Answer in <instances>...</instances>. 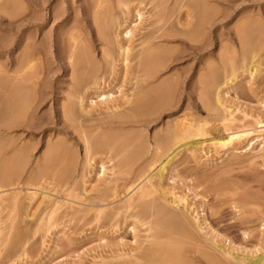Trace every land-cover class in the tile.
Returning a JSON list of instances; mask_svg holds the SVG:
<instances>
[{"label":"rangeland","instance_id":"rangeland-1","mask_svg":"<svg viewBox=\"0 0 264 264\" xmlns=\"http://www.w3.org/2000/svg\"><path fill=\"white\" fill-rule=\"evenodd\" d=\"M7 1L0 0V148H5L6 143L10 141H12L13 144L11 142L9 143L10 148H7V151H3L4 154H1L0 161H7L8 158L11 159L14 157V152L16 153L18 148L30 150L26 151L24 155L25 160L23 159V163L25 165L23 164L24 168L22 167V169L20 167L23 172L22 174L20 173V177H12L13 180L10 177H4V179L0 178V181H3L0 182V264H153V262H147L148 258L146 254L144 255L146 248H148L149 245L151 246V240L153 241V238H151L153 232H149L150 229L148 226L150 225L147 224L150 218L148 220L146 219L147 221L144 220L146 224L143 220L144 223L141 224V215L139 214L140 216L137 217L139 212H137L138 210L136 211V208L135 211L137 215L131 212L134 208L125 210V215L123 214V210H121L122 212L120 211L121 213L117 216L115 214L117 211L113 213L112 210L114 209L110 210L108 208L103 212L104 215L100 213V217L96 215L98 214L97 212L94 214L95 210H93V212L91 211L92 213L90 215L89 213H79L75 217V212H72L75 210L74 208H79L80 205L78 206L77 202L71 203L70 201L64 202L63 204V201L66 200H63L64 198L62 197L64 195H62L61 190L66 191L64 187L66 186L67 188L68 185L67 192L74 193V199L78 195L77 197L79 199L77 200L76 198V201L84 202L89 196L90 198H96V196L98 198L100 193L98 192L99 190H102L100 193L101 196L109 187L111 188V185L117 183L122 186H120L122 188H120L122 196L120 195L118 200H120L121 203L123 202L122 204H125L126 200H123V198L126 197L127 194H130L128 191H123L126 189V186H129V184L126 185L125 182L128 183L131 179V182L137 185V182L141 179L148 175L150 178L152 175L150 181L156 184L160 177L159 170L161 166L159 164H161L163 160H169L171 157L172 160L170 165H168L169 167H167L162 176V184H164L165 187L163 190L167 189L165 192H168L166 200H168L170 204L172 203L174 208L177 207L178 210L184 209V211H181L189 216V218H192V220L193 218L195 220L197 218V222L199 219L200 226L203 228V231L202 228L200 230L202 237H204L203 235L205 232L209 233V231L210 233L208 235L205 234L206 236L209 237L211 234L215 237L216 235L215 241L207 240L210 243L213 241L215 242V245L211 243L213 247L221 243V241L217 240V236L219 235L220 239L219 237L218 239L222 240L221 245H224V248H227V250H232L231 252H233L234 255H238V257L245 258L246 260H254L256 257L264 256V127H260V125L257 124L260 118L264 119V0H226L224 2H217L216 0H203L204 2L201 0H144L143 5L141 3L143 0H139L142 12H144L142 21L139 18H132V20L134 19L133 24L136 23L137 25L136 32L138 34L133 37L132 43L127 42L126 37H124L126 39L122 38L124 41L121 42V35L118 37L120 32V26L118 25H121V23L125 25L121 27L122 31V29L126 27V24L128 26V23H130V21H128V23L125 21L126 18L124 17H126V14L123 16L121 12L123 6L120 4L118 8L117 3H120L118 2L120 0H108V2L112 1L111 5L110 2L108 4L106 0ZM100 1L102 6L105 5L100 9L105 11L108 8V12L102 17L104 19L100 18V22H98L99 20L97 21V17L94 16L95 14L93 15V11L96 10H94L95 7L93 4H95V2L98 4ZM139 1L132 0L134 5H137V2L140 4ZM103 2H106L112 10H110L107 4H103ZM198 2L202 4L200 5ZM203 3L204 6H202ZM90 5H93V9L90 8ZM120 8L121 10H119ZM201 8L207 11H204L206 15L201 13ZM87 11H90L88 12V14L90 13L89 15ZM192 11L194 13H192ZM186 13L188 14L186 15ZM199 13H201V16ZM215 13L218 14L216 15ZM84 14H87V16H84ZM160 15L164 16V20L162 18L163 21L161 24H149L150 27L147 25L148 21L150 23L151 20L155 21L157 18H161ZM123 18L125 20H123ZM180 19L184 22L185 26L182 25L183 22L180 21ZM112 20L113 22L111 23ZM159 26L161 27L160 33L174 34L177 38L169 42L161 39L159 41L155 40L154 42L156 43L157 41L160 44L157 45L158 48H164V50L171 49L173 57H175H170L168 65L165 66L166 68L160 69L161 71L158 73L159 77L153 81L150 80L149 82L151 84L149 83L148 85L146 81H143V83L141 82V79L145 77H142V75H145V73L143 74V69H139L142 67L140 60L143 57L139 55L137 58L138 55L136 56V54H138V51L140 54L144 45L146 48L151 46V44L147 46L145 43L149 38L147 37V39L144 35L146 33L150 34L151 30L155 32ZM134 27L135 26H133V28ZM188 32H191V35L194 36V38L192 37L191 39L192 41L188 39L187 34L183 36ZM239 32H241V34H239ZM201 39H203V41ZM244 39L245 42H243ZM186 41H188V44L185 43ZM125 43L130 44L133 50V52L132 50L130 51L129 58L131 59H129L128 65L122 62V57L120 56V45ZM189 43L191 45L195 44L196 46H206V48H204V50L202 49L200 54H196L193 53L194 50L191 49ZM71 44L73 46H69ZM254 47L256 48L254 49ZM71 48L74 51L76 50L75 53L78 55V60L75 58L73 61L68 57ZM37 49H40V52L38 51L37 53ZM173 51H175V53ZM33 53L35 55H33ZM81 53L83 54L81 55ZM38 55L41 57L39 60L35 58V56ZM223 56L225 59H223ZM32 57L35 58V60L33 58L31 61V63L33 62V66L30 62H27V60L30 61ZM60 57H62V59ZM60 59L62 61H60ZM69 61L72 63L77 62L74 68L70 66L71 64ZM162 61L164 62L165 60L163 59ZM251 61H254V63H257L260 67V72L258 71L257 74L254 73L252 76L247 70L248 66L253 63ZM137 62H139V66ZM28 65L31 69H28ZM65 67H67V71ZM139 71L142 72L140 73ZM208 73L210 76L213 75V78L215 76V78L213 80L211 76L208 79L210 85L207 84L209 87L206 85L207 89H205L206 86L201 84L203 81L200 80L203 75H207ZM231 74L235 77V80L232 85H229V78H232ZM202 80H204V78ZM210 81L213 82V85H211ZM95 82H97L96 85ZM145 83L146 86L144 87ZM176 83H178V85ZM159 85L160 87H158ZM147 87H151L148 90H150V92L153 90V92L150 93ZM94 88L97 89L95 90ZM157 88L158 90H156ZM160 88L165 89H162L164 92L161 91ZM90 91L95 94L91 96L85 95L86 92V94H88ZM78 92H80V95ZM102 92L107 93L106 95L113 93V96H110V98L107 99L108 101H105L103 96H99ZM159 92H161L160 95L162 97L159 96ZM140 93L144 95L141 94L140 97ZM77 94L85 100L80 102L81 98ZM217 94H221L225 102L222 107H227L228 109L231 107L229 112L231 110L234 111H231L234 114L228 116H230V119H234L232 117H235L236 120H233L235 123H226L227 121L224 118L228 117V109L225 108V110H227L223 113L222 107H219L221 104L217 102ZM206 95H208V97ZM147 97H153L154 101ZM147 99L150 100V102ZM128 100H131V102L129 103ZM139 100H141V102ZM68 102L69 104H67ZM206 102L208 103L206 104ZM124 103L126 104L125 106L123 105ZM150 103L152 105L149 109ZM209 103L211 105H208ZM136 104L140 107L141 116L138 115L137 118H134L136 120L135 122H131V124L128 123L130 125L126 123L127 125L124 124L120 129V125H115L118 127L117 128L105 123L107 121L117 120L121 111L125 114L131 113L132 110L136 108ZM126 106H129L128 110ZM85 108H87V111ZM22 109H25V111ZM79 109L81 110L79 111ZM82 109L86 111L84 114L85 117L82 116ZM141 111H143L142 113L144 114H142ZM182 113H187V120L190 119L189 121H192L194 124L199 122L198 124L202 123V125H205L204 128L207 129L206 132L208 135L185 139V141L182 140V143L181 141L178 142L181 144L173 141L174 143L172 142L173 144L167 147L168 150L163 146L165 150L161 149L162 147L159 145L160 141L156 140V138L160 139V137L163 138L164 134L167 135L166 133L169 131V128H173V125L170 127L169 124H174L176 120L181 118L178 116L181 115L183 117L185 114ZM190 113L193 116L190 115ZM223 114H226V116H223ZM217 115L222 118L224 117V120L222 121V118H219L220 120L217 119ZM17 116L19 117L18 120ZM9 118L10 120L16 118L19 123L16 126H19L17 128L15 126L6 135L2 129H4L8 124L7 122L10 121ZM205 118L207 119L206 122H204ZM58 119H60L61 123L59 122L57 124V122H53V120L58 121ZM16 120L11 122H17ZM27 120L31 121V123L34 122L31 124L32 129H29L30 127L25 125L29 123ZM138 120L141 121V124L137 122ZM195 120L198 121L195 122ZM100 123H103V126L102 124L100 126ZM4 124L5 126H3ZM243 127L255 129L254 134L243 139L233 140L227 144L220 142V140L227 141L232 132L240 130ZM97 128L100 129L97 130ZM108 129L110 131H108ZM86 131L89 132H87L88 135L85 133ZM98 132L101 134V137L98 136ZM96 133L98 135H96ZM3 134L6 137H4ZM122 134L129 135L132 139L130 141H123L124 143L122 141L117 142L113 140L114 137L117 138L118 136H122ZM106 135L109 139H107ZM157 135L161 136L158 137ZM92 136L97 144L94 139H91L90 155L88 154L91 158H88L85 149L87 141H90V138H93ZM109 136L113 137H111L112 140ZM84 137H87L88 140ZM99 137L101 139H99ZM164 138L166 137L164 136ZM134 139L136 142L132 144ZM138 139H141V142ZM143 139H145V141ZM217 140L221 144H217ZM93 143L97 146L94 147ZM120 143H122V145L118 146ZM144 144L146 145L143 146ZM53 145L58 146L55 151H53V148L56 146L53 147ZM187 145L188 147H186ZM141 146L144 147V154H142L144 156L139 153L141 152L140 149L137 151V148ZM129 149H131V151H129ZM93 150L95 151L94 153ZM117 151L119 153H117ZM55 152L57 153L55 154ZM136 153L139 157L138 159H136ZM50 154L57 160L56 162H52L50 164L51 166L49 165V169L51 170L48 173L49 177H37V172L35 174V171L40 170L44 166V158ZM156 154H159V156ZM3 155H5V158ZM54 155H56V158ZM91 155L95 156L92 157ZM128 155L129 158L127 159L126 157ZM87 158L90 159L89 162L86 160ZM154 159L158 160L156 164V160L154 161ZM120 161H123L124 165L123 162L120 163ZM5 162L0 163L4 164ZM101 163L104 164V169H102ZM150 163L152 167H150ZM2 166L3 165L0 167L1 169L4 168V166ZM144 168L146 172H142ZM64 170L65 172H63ZM137 171L140 173L138 174ZM146 173L147 175H145ZM54 175L55 177H53ZM140 175L143 178H140ZM135 176H138L140 180H137V178L133 181ZM113 178L115 180L117 179L116 182H113L115 181ZM8 179L12 180L10 181L11 183H9ZM126 179H128V181ZM136 185L134 184V186ZM164 187L162 186V188ZM14 188L17 190L16 192ZM70 188H72V190L74 189L73 192ZM40 190L43 191V194L33 196L35 191L39 192ZM46 191L48 192L46 193ZM75 192L77 194H75ZM132 193H134V191H132ZM136 193L134 194L135 197L138 196ZM173 193L174 195L176 194V197H184L187 202L185 203L186 206L184 203L176 201V197L173 196ZM158 194L160 195V192L154 194L155 197ZM13 195H17L18 199L16 196L14 198ZM80 197H82V199H80ZM52 199L55 201H52ZM121 199L123 201H121ZM9 200L12 201L10 202L11 204ZM58 200H63L62 204L59 203V208H57L58 213L53 216L54 219L52 218V220H49L48 216L52 211L51 207H56L57 202H59ZM16 202L18 203L17 206L15 205ZM52 202H54L53 205L51 204ZM120 202L117 203L120 204ZM69 203L72 204V206L69 205ZM138 208L140 207H137V209ZM105 212H107V214ZM109 212L110 215L108 218ZM128 213L135 215L138 219H132L130 217L131 215ZM94 215L98 217V220H95L97 218ZM72 216H74L76 220ZM128 217L131 220L128 219ZM128 220L129 222L127 223ZM137 221L138 225L136 224ZM133 222H135V224H133ZM201 222L207 223L204 224ZM198 223L199 222H197V224ZM202 224L206 226H202ZM12 226L13 228H11ZM133 227L136 229L134 230ZM204 228L206 231H204ZM5 236L6 239L4 238ZM213 236H210L209 239H211V237L214 239ZM205 237L204 240L208 239ZM145 240L146 242H144ZM148 241L149 243H147ZM191 244H187L190 246L186 247L189 253L186 252L185 255L182 254L184 257H182V259L178 258L177 260L183 262L185 258L187 261L185 262L186 264L188 262V264H216L215 262L213 263L211 259H208L211 254L216 252L213 248L207 249L212 245L204 248L203 244H201L202 246ZM145 246L147 247L145 248ZM196 246L199 247L198 251H196ZM206 254L210 256L206 258ZM141 255L142 257L139 258ZM234 260L236 261V258L232 259V256L228 257L229 262L232 261L233 263ZM158 263L163 264V262ZM165 264L173 263L167 262Z\"/></svg>","mask_w":264,"mask_h":264},{"label":"bare ground","instance_id":"bare-ground-1","mask_svg":"<svg viewBox=\"0 0 264 264\" xmlns=\"http://www.w3.org/2000/svg\"><path fill=\"white\" fill-rule=\"evenodd\" d=\"M7 1V0H6ZM107 2H108V0H106ZM139 1V0H138ZM149 1V0H148ZM153 1V0H152ZM158 1V0H157ZM162 1V0H161ZM201 1H203V0H201ZM217 2H224V1H226V0H216ZM229 1V0H228ZM7 2H9V1H7ZM6 2V3H7ZM82 2V1H81ZM92 2V1H91ZM94 2V1H93ZM110 2V1H109ZM109 2H108V4H109ZM112 2V1H111ZM111 2H110V5H111ZM118 2H120V3H117L118 4V8H119V5L121 4L122 6H123V9L121 10V8L119 9V10H121V12H122V14H123V16H124V14H126V17H124V18H126V20L123 18V20H125L127 23H128V21H130V23H128V26H127V24H126V27H124V29H122V31H121V27H123V26H125V25H123L122 23H121V25H118V26H120V32H119V34H118V37L121 35V42L122 41H124L122 38H124V37H126L127 38V42H129V43H132L133 42V37H135V36H137L138 34H137V25H136V23H134L133 24V20H132V18H139L141 21H142V18H143V12H142V9H141V3H142V5H143V2H144V0L143 1H141V3H140V1H139V3L140 4H138V2L136 3L137 5H134L133 4V2H132V0H131V2H130V0L128 1V0H120V1H118ZM151 2V1H150ZM194 2V1H193ZM204 2V1H203ZM205 2H207V1H205ZM88 3V2H87ZM135 3V2H134ZM153 3V2H152ZM167 3V2H166ZM191 3V2H190ZM199 3V2H198ZM14 4V3H13ZM95 4H96V6H95ZM95 4H93L94 5V10L95 11H93V15L94 16H96L97 18V21L100 19V18H102L104 15H106V13L108 12V8L107 7H105V8H107L105 11L104 10H102V9H100V8H102V7H104V6H102L101 5V1L97 4L96 2H95ZM103 4H107L106 2L104 3L103 2ZM107 4V5H108ZM200 5L202 4L201 2L199 3ZM1 5V4H0ZM4 5V4H3ZM92 5V6H93ZM113 5V4H112ZM193 5V4H192ZM214 5V4H213ZM91 6V5H90ZM90 7L91 9H93V7ZM109 6V5H108ZM163 6V5H162ZM167 6V5H166ZM170 6V5H169ZM186 6V5H185ZM202 6H204V3H203V5ZM2 7V6H1ZM110 7V6H109ZM114 7V6H113ZM117 7V6H116ZM125 7V8H124ZM153 7V6H152ZM171 7V6H170ZM191 7V6H190ZM144 8V7H143ZM158 8V7H157ZM164 8V7H163ZM186 8H188V7H186ZM195 8H197V7H195ZM206 8V7H205ZM204 8V9H205ZM210 8V7H209ZM218 8V7H217ZM8 9V8H7ZM91 9H88V10H91ZM104 9V8H103ZM162 9V8H161ZM192 9H194V8H192ZM202 9V8H201ZM110 10H112L111 9V7H110ZM154 10V9H153ZM163 10V9H162ZM218 10V9H217ZM193 11H195V10H193ZM192 11V13H194ZM199 11V10H198ZM201 11V10H200ZM203 11V12H202ZM202 11H201V13L202 14H205V12H207V11H205V10H203L202 9ZM205 11V12H204ZM209 11V10H208ZM4 12V11H3ZM88 12H90V11H87V14H88ZM121 12H120V14H121ZM181 12V11H180ZM179 12V13H180ZM183 12V11H182ZM187 12V11H186ZM196 12V11H195ZM5 13V12H4ZM178 13V12H177ZM201 13H199L200 14V16H201ZM11 14V13H10ZM13 14H15V13H13ZM87 14H84V16L86 15L87 16ZM90 14V13H89ZM88 14V15H89ZM97 14H98V16H97ZM119 14V15H120ZM121 14V15H122ZM160 14V13H159ZM170 14V13H169ZM188 13H186V15H187ZM197 14V13H196ZM216 14V13H215ZM218 14V13H217ZM216 14V15H217ZM93 15H92V17H93ZM107 15H109V14H107ZM118 15V16H119ZM206 15V14H205ZM208 15V14H207ZM110 16V15H109ZM117 16V17H118ZM161 16V15H160ZM170 16H171V14H170ZM219 16V15H218ZM251 16H252V14H251ZM11 17V16H10ZM91 17V18H92ZM106 17V16H105ZM112 17V16H111ZM158 17V16H157ZM167 17H168V15H167ZM189 17V16H188ZM208 17V16H207ZM215 17V16H214ZM107 18H108V16H107ZM162 18H163V20H164V16L162 15L161 16V18H157V20H155V21H150V23H149V21H148V26L150 27V25L149 24H151V25H154L155 23H159V24H161V22L163 21L162 20ZM170 18V17H169ZM183 18V17H182ZM186 18V17H185ZM203 18V17H202ZM201 18V19H202ZM256 18V17H255ZM96 19H95V21H96ZM102 19H104V18H102ZM106 19V18H105ZM110 19V18H109ZM118 19V18H117ZM177 20V19H176ZM206 20V19H205ZM94 21V22H95ZM118 21V20H117ZM146 21V22H147ZM167 21V20H166ZM180 21H182L181 19H180ZM210 21V20H209ZM15 22V21H14ZM87 22H89V21H87ZM98 22H100V20L98 21ZM98 22H97V24H98ZM102 22V21H101ZM113 22V20L111 21V23ZM120 22H121V20H120ZM124 22V21H123ZM183 22V21H182ZM188 22V21H187ZM196 22V21H195ZM245 22V21H244ZM249 22V21H248ZM117 23V22H116ZM178 23H181V22H178ZM101 24V23H100ZM158 24V25H159ZM182 24V23H181ZM180 24V25H181ZM194 24V23H193ZM199 24V23H198ZM207 24V23H206ZM107 25H109V24H107ZM111 25V24H110ZM146 25V26H147ZM157 25V26H158ZM163 25H164V23H163ZM179 25V24H178ZM182 25H184L185 26V24H184V22H183V24ZM241 25V24H240ZM239 25V26H240ZM112 26V25H111ZM117 26V27H118ZM133 26H135L134 28H133ZM156 26V25H155ZM154 26V27H155ZM162 26V25H161ZM176 26V25H175ZM174 26V27H175ZM201 26V25H200ZM203 26H204V24H203ZM242 26V25H241ZM240 26V27H241ZM248 26V25H247ZM100 27V26H99ZM114 27H115V25H114ZM160 27V26H159ZM158 27V28H159ZM189 27H191V26H189ZM188 27V28H189ZM97 28V27H96ZM104 28V27H103ZM139 28V27H138ZM146 28V27H145ZM152 28V27H151ZM156 29V31L155 32H153L152 30V32L150 31V34L149 33H144L145 35V37L147 38H149V40L148 41H145V43L147 44V46L149 45V44H151V46H148L147 48L145 47V45H144V47H143V49L140 51V54H139V51H138V54H136V56H137V58L139 57V55L140 56H142L143 58L140 60L141 61V66L142 67H138L140 70H142L143 71V74L145 73V75H142V77L143 76H145L144 77V79H141L142 81V83H143V81L145 82L146 81V83H148V85H149V81L150 80H154V79H156V78H158L159 76V71H161L166 65H168V61H169V59H170V57H172V58H174L173 57V54H172V50L170 49H165L164 50V48H158V46L157 45H160L157 41H159L160 39L161 40H165V41H172V40H175L174 38H177V36L176 35H172V34H166V33H160V30H161V27L159 28V29ZM192 28V27H191ZM195 28V27H194ZM193 28V29H194ZM238 28V27H237ZM253 28V27H252ZM264 28V27H263ZM105 29V28H104ZM141 29V28H140ZM247 29V28H246ZM254 29V28H253ZM114 30H115V28H114ZM192 30V29H191ZM190 30V31H191ZM103 31V30H102ZM107 31V30H106ZM144 31V30H143ZM148 31V30H147ZM164 31H165V29H164ZM171 31V30H170ZM175 31V30H174ZM185 31V30H184ZM202 31V30H201ZM248 31V30H247ZM247 31H246V33H247ZM255 31V30H254ZM70 32V31H69ZM98 32H100V31H98ZM166 32V31H165ZM183 32V31H182ZM194 32V31H193ZM236 32H238V31H236ZM242 32V31H241ZM241 32H239V34H241ZM100 33H102V32H100ZM202 33V32H201ZM108 34V33H107ZM148 34V35H147ZM182 34V33H181ZM186 34H187V37H188V39H192V37L194 38V36L193 35H191V32H188V33H185V35H183V36H186ZM238 34V33H237ZM259 34V33H258ZM103 35V34H102ZM264 35V34H263ZM263 35H261V36H263ZM239 36V35H238ZM241 36V35H240ZM239 36V37H240ZM255 36V35H254ZM261 36H260V38H261ZM63 37V36H62ZM75 37V36H74ZM73 37V38H74ZM142 37V36H141ZM179 37V36H178ZM200 37V36H199ZM242 37V36H241ZM244 37H245V35H244ZM249 37V36H248ZM259 37V36H258ZM70 38V37H69ZM126 38H124V39H126ZM143 38V37H142ZM141 38V39H142ZM147 38V39H148ZM185 38V37H184ZM222 38V37H221ZM74 39H76V38H74ZM106 39V38H105ZM240 39H242V38H240ZM255 39V38H254ZM155 40H157L156 41V43L154 42ZM187 40V39H186ZM202 41H203V39H201ZM256 40V39H255ZM261 40V39H260ZM74 41V40H73ZM77 41V40H76ZM107 41V40H106ZM143 41V40H142ZM141 41V42H142ZM192 41V40H191ZM195 41V40H194ZM220 41V40H219ZM223 41V40H222ZM251 41H252V38H251ZM188 41H186L185 43L186 44H188L187 43ZM240 42V41H239ZM243 42H245V39H244V41ZM242 42V43H243ZM258 42H259V40H258ZM72 43V42H71ZM76 43V42H75ZM144 43V44H145ZM77 44V43H76ZM163 44H165V43H163ZM223 44V43H222ZM252 44H253V41H252ZM257 44V43H256ZM73 45H74V42H73ZM72 44L71 45H69V46H73ZM141 45H143V44H141ZM189 45H190V47H191V49L192 50H194V52L193 53H196V54H200L201 52V50L203 49L204 50V48H206V46L205 47H203V46H196L195 44H193V45H191L190 43H189ZM255 45V44H254ZM259 45V44H258ZM75 46V45H74ZM160 47V46H159ZM165 47V46H164ZM170 47V46H169ZM245 47V46H244ZM251 47V46H250ZM63 48V47H62ZM72 48H74V47H72ZM71 48V50L69 51V58H71L73 61L75 60V58H76V60H78V55H76V53H75V51L73 50ZM256 47H254V49H255ZM77 49V48H76ZM163 49V50H162ZM259 49V48H258ZM257 49V50H258ZM42 50V49H41ZM66 50V49H65ZM81 50V49H80ZM80 50H79V53H80ZM132 50V47L130 46V44H127V43H125V44H121L120 45V56L122 57V62H124V63H128V61H130L129 59H131V58H129V55H130V51ZM180 50V49H179ZM191 50V51H192ZM242 50V49H241ZM261 50V49H260ZM38 51L40 52V49L38 50L37 49V53H38ZM83 51V50H82ZM81 51V52H82ZM86 51V50H85ZM253 51V50H252ZM132 52H133V50H132ZM174 53H175V51H173ZM63 53H64V51H63ZM86 53V52H85ZM258 53V52H257ZM65 54V53H64ZM67 54V53H66ZM78 54V53H77ZM83 53H81V55H82ZM132 54V53H131ZM256 54V53H255ZM33 55H35L34 53H33ZM89 55V54H88ZM39 56V55H38ZM35 56V58H37V60H39V59H41V57L39 56ZM80 56V55H79ZM248 56V55H247ZM31 57V56H30ZM63 57V56H62ZM62 57H60L61 59H62ZM111 57V56H110ZM242 57V56H241ZM245 57V56H244ZM33 58L34 57H32L31 58V60L30 61H28L27 60V62H30L31 63V61L33 60ZM35 58H34V60H35ZM66 58H67V56H66ZM81 58V57H80ZM141 58V57H140ZM60 59V61H62ZM82 59V58H81ZM160 59H164L165 61L163 62L162 60H160ZM223 59H225L224 58V56H223ZM251 59V58H250ZM59 60V59H58ZM25 61V60H24ZM63 61H64V59H63ZM139 61V62H140ZM161 61V62H160ZM233 61H235V60H233ZM243 61V60H242ZM255 61V60H254ZM254 61H251V62H253L250 66H248V72L251 74V76L252 75H254V73L255 74H257V72L260 70L259 68V65L257 64V63H254ZM257 61V60H256ZM26 62V63H27ZM70 62V61H69ZM82 62V61H81ZM139 62H137L138 63V66L140 65L139 64ZM25 63V62H24ZM75 63H77V62H75ZM75 63L73 62H70V66H72L73 68H74V66H75ZM211 63V62H210ZM209 63V64H210ZM260 63V62H259ZM29 64V63H28ZM32 64V66H33V62L31 63ZM31 64H30V67H31ZM40 64V63H39ZM63 64V63H62ZM128 65V64H127ZM152 65V66H151ZM211 65V64H210ZM25 66V65H24ZM69 66V67H70ZM212 66V65H211ZM232 66V65H231ZM8 67V66H7ZM23 67V66H22ZM29 67V65H28V69H31ZM64 67V66H63ZM71 67V68H72ZM169 67H170V65H169ZM142 68V69H141ZM162 68V69H161ZM166 68V67H165ZM164 68V69H165ZM235 68V67H234ZM21 69V68H20ZM65 69H66V71H67V67H65ZM161 69V70H160ZM42 70V69H41ZM72 70H74V69H72ZM211 70V69H210ZM225 70H226V68H225ZM14 71V70H13ZM36 71V70H35ZM141 71V72H142ZM220 71V70H219ZM140 72V71H139ZM140 72V73H141ZM231 72H232V70H231ZM237 72V71H236ZM235 72V73H236ZM260 72V71H259ZM139 73V74H140ZM214 73V72H213ZM212 73V74H213ZM235 73H234V75H235ZM23 74V73H22ZM39 74V73H38ZM215 74H217V73H215ZM233 74V73H232ZM232 74H231V79L229 78V85L231 84L232 85V83H233V81L235 80V77H233L232 76ZM4 75H5V73H4ZM209 75V76H208ZM219 75H221V74H219ZM218 75V76H219ZM22 76V75H21ZM32 76H33V74H32ZM138 76V75H137ZM205 76H206V78H205ZM212 76V78H213V75H211ZM210 76V74L208 73L207 75H203V77H202V79L204 78V80H200V81H203V82H201V84H204L205 86L207 85V84H209L208 83V79L211 77ZM217 76V78L219 79V77ZM40 77V76H39ZM20 78V77H19ZM36 78H37V76H36ZM98 78V77H97ZM140 78V77H139ZM214 78H215V76H214ZM214 78H213V80H214ZM216 78V79H217ZM2 79V78H1ZM3 79H4V77H3ZM23 79V78H22ZM14 80V79H13ZM24 80V79H23ZM140 80V79H139ZM17 81V80H16ZM25 81V80H24ZM28 81V80H27ZM96 81V80H95ZM137 81V80H136ZM169 81V80H168ZM172 81V80H171ZM5 82V81H4ZM8 82V81H7ZM26 82V81H25ZM36 82V81H35ZM138 82V81H137ZM136 82V83H137ZM140 82V81H139ZM140 82V83H141ZM162 82V81H161ZM170 82V81H169ZM211 82V81H210ZM17 83V82H16ZM15 83V84H16ZM20 83V82H19ZM96 83L97 82H95V85H96ZM146 83L144 84V87L146 86ZM213 82H211V85H213L212 84ZM215 83V82H214ZM223 83V82H222ZM5 84H6V82H5ZM15 84H13V85H15ZM24 84V83H23ZM33 84V83H32ZM139 84V83H138ZM151 84V83H150ZM168 84V83H167ZM177 85H178V83H176ZM19 85V84H18ZM40 85V84H39ZM163 85V84H162ZM171 85V84H170ZM169 85V86H170ZM210 85V84H209ZM218 85V84H217ZM6 86V85H5ZM22 86V85H21ZM20 86V87H21ZM90 86H92V85H90ZM138 86V85H137ZM142 86V85H141ZM154 86V85H153ZM164 86V85H163ZM208 86V85H207ZM207 86H206V88L205 89H207ZM31 87V86H30ZM158 87H160V85L158 86ZM209 87V86H208ZM215 87V86H214ZM220 87V86H219ZM17 88V87H16ZM36 88V87H35ZM80 88V87H79ZM91 88V87H90ZM138 88V87H137ZM151 88V87H150ZM150 88H148L147 87V90L148 89H150ZM165 88V87H164ZM226 88V87H225ZM6 89V88H5ZM18 89V88H17ZM20 89V88H19ZM95 89V88H94ZM97 89V88H96ZM95 89V90H96ZM144 89V88H143ZM163 89V88H162ZM161 88H160V90L161 91H163V90H165V89H163L162 90ZM210 89H211V87H210ZM209 89V90H210ZM27 90V89H26ZM90 90H92V89H90ZM136 90V89H135ZM147 90H145V91H147ZM152 90V89H151ZM156 90H158V88L156 89ZM159 90V91H160ZM21 91V90H20ZM79 91V90H78ZM140 91H142V90H140ZM144 91V92H145ZM149 92H150V90H148ZM206 91H208V90H206ZM10 92V91H9ZM76 92V91H75ZM148 92V93H149ZM152 92H153V90H152ZM152 92H150V93H152ZM164 92V91H163ZM226 92V91H225ZM14 93H16V92H14ZM17 93H18V91H17ZM29 93V92H28ZM27 93V94H28ZM80 92H78V94H79ZM81 93H83V92H81ZM87 93V92H86ZM85 93V95H92V94H95L94 92H89L88 94H86ZM97 93H98V91H97ZM136 93H137V91H136ZM143 93V92H142ZM142 93H140V97H141V94ZM147 93V94H148ZM160 93L161 92H159V96L160 97H162L161 95H160ZM20 94V93H19ZM26 94V93H25ZM77 94V95H78ZM99 94V93H98ZM107 93H101L99 96H103V99H105V101L108 99V98H110V96H113V93H111V94H108V95H106ZM138 94H139V92H138ZM154 94V93H153ZM157 94H158V92H157ZM205 94H207V93H205ZM209 94V93H208ZM218 94H219V92H218ZM217 94V102L218 103H220L221 105H219V107L221 108L222 106H224V104L223 103H225L224 101H223V98L221 97V94L220 95H218ZM223 94V93H222ZM76 95V96H77ZM80 95V94H79ZM78 95V96H79ZM83 95V94H82ZM81 95V96H82ZM142 95H144V94H142ZM149 95V94H148ZM203 95H204V93H203ZM12 96V95H11ZM77 96V97H78ZM84 96V95H83ZM135 96H136V94H135ZM138 96V97H139ZM155 96H157V95H155ZM159 96H158V99H159ZM207 97H208V95H206ZM8 97V96H7ZM80 97V96H79ZM84 97H86V96H84ZM143 97H145V96H143ZM154 97V96H153ZM153 97H147V98H149V99H153ZM167 97V96H166ZM31 98V97H30ZM81 99V101L80 102H82V100H85V99H83L82 97H80ZM131 98V97H130ZM134 98V97H133ZM156 98V97H155ZM201 98V97H200ZM205 98V97H204ZM211 98V97H210ZM221 98H222V101H221ZM27 99V98H26ZM79 99V98H78ZM87 99V98H86ZM139 99V98H138ZM140 99H142V98H140ZM170 99V98H169ZM206 99V98H205ZM208 99V98H207ZM8 100V99H7ZM24 100V99H23ZM76 100V99H75ZM116 100V99H115ZM148 100V99H147ZM165 100V99H164ZM172 100V99H171ZM180 100V99H179ZM209 100V99H208ZM90 101V100H89ZM108 101V100H107ZM125 101H126V99H125ZM136 101H137V99H136ZM140 102H141V100H139ZM149 102H150V100H148ZM152 101H154V99L152 100ZM167 101V100H166ZM42 102V101H41ZM71 102V101H70ZM76 102V101H75ZM74 102V103H75ZM79 102V103H80ZM93 102V101H92ZM104 102V101H103ZM128 102L130 103L131 102V100H128ZM148 102V103H149ZM205 102V101H204ZM209 102V101H208ZM208 102H206V104L208 103ZM211 102V101H210ZM29 103H30V101H29ZM28 103V104H29ZM39 103V102H38ZM37 103V104H38ZM108 103V102H107ZM125 103H127V102H125ZM123 104L124 106L126 105V104ZM128 103V104H129ZM12 104V103H11ZM21 104V103H20ZM67 104H69V102L67 103ZM77 104H78V102H77ZM134 104V103H133ZM167 104H169V103H167ZM206 104L204 103V105H205V107H206ZM227 104V103H226ZM26 105V104H25ZM35 105V104H34ZM73 105V104H72ZM122 105V104H121ZM121 105H119V106H121ZM140 105V104H139ZM152 104L150 103V105H149V109H150V106H151ZM159 105V104H158ZM208 105H211L210 103L208 104ZM218 105V104H217ZM38 106V105H37ZM68 106V105H67ZM81 106H83V105H81ZM117 106V105H116ZM130 106V105H129ZM128 106V107H129ZM142 106H144V105H142ZM153 106H154V104H153ZM39 107V106H38ZM38 107H36V108H38ZM108 107V106H107ZM127 107V106H126ZM128 107H127V110H128ZM131 107V106H130ZM156 107V106H155ZM164 107H165V105H164ZM167 107V106H166ZM175 107H176V105H175ZM209 107V106H208ZM217 107V106H216ZM215 107V108H216ZM17 108V107H16ZM28 108V107H27ZM65 108H67V107H65ZM69 108V107H68ZM83 108V107H82ZM88 108V107H87ZM87 108H85L86 109V111H87ZM135 108V107H134ZM133 108V109H134ZM140 107L138 106V104H136V108L134 109V110H132V112L131 113H127V114H125L123 111H121L120 113H119V116H118V119L117 120H111V121H107V122H105V123H107V125H109V126H115V125H120V127H119V129L121 128V126H123L124 124L125 125H127L128 123H130L131 124V122H135L136 120L134 119V118H137V116L139 115V116H141L140 115V109H139ZM154 108V107H153ZM186 108V107H185ZM210 108V107H209ZM218 108V107H217ZM224 107H222V110H223V113L224 112H226V110L228 109L227 107H225V108H227L226 110H225V108L223 109ZM231 108V107H230ZM229 108V109H230ZM85 109H82V111H83V114H82V116H84L85 117ZM211 109V108H210ZM214 109V108H213ZM229 109H228V114H227V116L228 115H232V114H234V113H232V112H234L233 110H231L230 112H229ZM235 109V108H234ZM23 110V109H22ZM63 110H64V107H63ZM81 109H79V111H80ZM121 110V109H120ZM171 110V109H170ZM218 110V109H217ZM225 110V111H224ZM14 111H15V109H14ZM14 111H13V113H14ZM23 111H25V109L23 110ZM36 111V110H35ZM73 111V110H72ZM77 111V110H76ZM150 111V110H149ZM213 111V110H212ZM88 112H90V111H88ZM116 112V111H115ZM129 112V111H128ZM143 111H141V113H142ZM147 112V111H146ZM153 112V111H152ZM158 112V111H157ZM178 112V111H177ZM185 112V111H184ZM215 112H216V110H215ZM35 113V112H34ZM123 113V114H122ZM181 113V112H180ZM179 113V114H180ZM189 113V112H188ZM217 113H218V111H217ZM216 113V114H217ZM25 114V113H24ZM78 114V113H77ZM81 114V113H80ZM86 114H88V113H86ZM110 114V113H109ZM142 114H144V113H142ZM178 114V115H179ZM182 114H185V113H182ZM187 114V113H186ZM186 114L182 117L181 115L180 116H178V117H181V118H179L178 120H176L175 121V123L173 124V123H171V124H169L170 125V127L172 126L173 128H169V131H167V135H165L164 134V136L166 137V138H164V136H163V138H161L160 136L161 135H157L158 137H160V139H162V140H160L159 138L157 139L156 138V140H159L160 142H159V145H161L160 147H164L165 149L167 148V147H169V146H171V144H173L174 142L173 141H175V142H180L181 141V143H182V140H184L185 141V139H189V138H195V137H197V136H207L208 135V133L206 132V130L207 129H205L204 127H205V125H202V123L201 124H198L199 122H197L196 120H195V122H197V123H193L192 121H189V120H187V118H186ZM222 114V113H221ZM13 115V114H12ZM75 115H76V113H75ZM89 115V114H88ZM118 115V114H117ZM190 115H192L191 113H190ZM64 116V115H63ZM110 116H111V114H110ZM177 116V115H176ZM193 116V115H192ZM218 117H217V119H219V118H222V117H219V115H217ZM223 116H226V114L224 115L223 114ZM234 116V115H233ZM11 117V116H10ZM18 117V116H17ZM42 117V116H41ZM80 117V116H79ZM114 117V116H113ZM116 117V116H115ZM207 117V116H206ZM232 117V116H231ZM28 118V117H27ZM77 118V117H76ZM134 120H133V119ZM153 118V117H152ZM195 118V117H194ZM224 118V117H223ZM221 119L222 121L225 119L226 121V123H228V122H231V123H235V122H233V120L235 119L236 120V118L235 117H232V118H234V119H230V116H228V117H225L224 119ZM5 119V118H4ZM13 119V118H12ZM15 120H16V118H14ZM10 120V118H9V122H7L8 124L5 126V124L3 125V126H5V128L4 129H2L5 133H6V135L9 133V131H11L17 124H19L18 123V119H19V117L17 118V122H11V121H15V120ZM25 119V118H24ZM67 119V118H66ZM97 119V118H96ZM138 119H139V117H138ZM158 119V118H157ZM176 119V118H175ZM196 119H198V118H196ZM22 120V119H21ZM31 120V119H30ZM36 120V119H35ZM40 120V119H39ZM92 120V119H91ZM206 118H205V120H204V122H206ZM220 120V119H219ZM229 120V121H228ZM230 120H232V121H230ZM234 120V121H235ZM28 121V120H27ZM32 121V120H31ZM31 121H28L29 123L28 124H25V125H27L28 127H30L29 129H32L31 127H32V123H34V122H32L31 123ZM105 121V120H104ZM171 121V120H170ZM173 121V120H172ZM189 121V122H188ZM210 121V120H209ZM11 122V123H10ZM20 122V121H19ZM25 122V121H24ZM53 122H57V124L60 122L61 123V121H60V119H58V121H54L53 120ZM93 122V121H92ZM138 123H140L141 121H137ZM136 122V123H137ZM224 122V123H225ZM5 123V122H4ZM27 123V122H26ZM127 123V124H126ZM148 123V122H147ZM225 123V124H226ZM74 124V123H73ZM84 124V123H83ZM101 124H102V126H103V123H100V126H101ZM130 124H128V125H130ZM141 124V123H140ZM196 124H198V125H196ZM257 124L258 125H260V127H264V119H259L258 120V122H257ZM98 125V124H97ZM96 125V126H97ZM136 125V124H135ZM227 125V124H226ZM231 125H233V124H231ZM19 126V125H18ZM18 126H16V128L18 127ZM34 126V125H33ZM96 126H94V127H96ZM105 126V125H104ZM225 126V125H224ZM228 126V125H227ZM21 127V126H20ZM115 127H117V126H115ZM167 127V126H166ZM232 127V126H231ZM105 128V127H104ZM103 128V129H104ZM118 128V127H117ZM213 128V127H212ZM234 128V127H233ZM37 129V128H36ZM80 129V128H79ZM94 129H96V128H94ZM100 129V128H99ZM98 128H97V130H99ZM112 129V128H111ZM102 130V129H101ZM106 130V129H105ZM85 131V130H84ZM108 131H110L109 129H108ZM127 131V130H126ZM261 131V130H260ZM3 132V133H4ZM30 132H33V131H30ZM80 132V131H79ZM87 132L88 131H86L85 133L87 134ZM91 132V131H90ZM99 132H101V131H99ZM98 132V133H99ZM103 132H104V130H103ZM117 132V131H116ZM254 132H255V129H253V128H249V127H243L242 129H240V130H236V131H234V132H232L231 134H230V138L227 140V141H223V140H220V142H224V143H228V142H232L233 140H239V139H243V138H246V137H249V136H251L252 134H254ZM257 132V131H256ZM89 133V132H88ZM93 133H95V132H93ZM122 133V132H121ZM125 133V132H124ZM126 133H128V132H126ZM131 133V132H130ZM263 133V132H262ZM86 134H85V136H86ZM91 134V133H90ZM129 134V133H128ZM163 134V133H162ZM4 135V134H3ZM82 135V134H81ZM88 135V134H87ZM96 135H98L97 133H96ZM138 135V134H137ZM91 136V135H90ZM95 136V135H94ZM98 136H100L101 137V134L99 133V135ZM103 136V135H102ZM4 137H6L5 135H4ZM93 137V136H92ZM99 137V139H101ZM106 137H107V139H109L108 138V136L106 135ZM110 137V136H109ZM112 137V136H111ZM110 137V138H111ZM119 137V138H118ZM117 138H113V140H116L117 142H123V141H130L132 138L129 136V135H123L122 134V136H118ZM142 137V136H141ZM82 138H83V136H82ZM84 138H86L87 139V137H84ZM90 138V137H89ZM96 138H97V136H96ZM112 138H111V140H112ZM138 138H139V135H138ZM91 139L93 140L94 139V137L93 138H90V141H87V145H86V149H85V147H84V149L86 150V155H88L89 154V152H90V150H91ZM104 139V138H103ZM137 139V138H136ZM164 139V140H163ZM264 139V138H263ZM95 140V139H94ZM106 140V139H105ZM104 140V141H105ZM110 140V141H111ZM120 140V141H119ZM138 140H140V142H141V139H138ZM137 140V141H138ZM144 141H145V139H143ZM85 141V142H86ZM98 141V140H97ZM183 141V142H184ZM11 143H12V141H10ZM10 142H8V143H6V147L4 148H0V156H1V154H4L3 153V151L4 150H6L7 151V148H10L9 146H10ZM14 142V141H13ZM84 142V141H83ZM95 142H96V140H95ZM109 142V141H108ZM113 142V141H112ZM111 142V143H112ZM134 142H136L135 141V139H134V141L132 142V144L134 143ZM139 142V143H140ZM173 142V143H172ZM217 144H221L218 140H217ZM55 143V142H54ZM124 143V142H123ZM128 143V142H127ZM144 143V142H143ZM177 143H176V145H177ZM181 143H178V144H181ZM213 143H214V141H213ZM8 144V145H7ZM13 144V143H12ZM11 144V145H12ZM96 144H97V142H96ZM115 144V143H114ZM216 144V143H215ZM3 145V144H2ZM84 145V146H85ZM93 145H94V143H93ZM99 145V144H98ZM108 145V144H107ZM111 145V144H110ZM120 145H122V143H120L118 146H120ZM126 145V144H125ZM146 144H144L143 146H145ZM183 145V144H182ZM14 146V145H13ZM54 146H56L55 148H53V151H55L56 150V148L58 147L57 145H53V147ZM60 146V145H59ZM97 146V145H96ZM95 145H94V147H96ZM105 146H106V144H105ZM118 146H116V147H118ZM128 146V145H127ZM133 146H135V145H133ZM143 146H141L140 148L138 147L137 148V151H138V149H140L141 150V152H139L141 155L142 154H144V147ZM158 146V145H157ZM192 146V145H191ZM0 147H1V144H0ZM12 147V146H11ZM20 147V146H19ZM101 147V146H100ZM104 147V146H103ZM102 147V148H103ZM115 147V148H116ZM123 147V146H122ZM163 147L161 148V149H163ZM175 147V146H174ZM173 147V148H174ZM177 147V146H176ZM184 147V146H183ZM183 147H182V149H183ZM186 147H188V145L186 146ZM32 148V147H31ZM48 148H49V146H48ZM65 148V147H64ZM98 148V147H97ZM107 148V147H106ZM110 148H112V147H110ZM125 148V147H124ZM146 148H147V146H146ZM157 148H159V147H157ZM156 148V149H157ZM173 148H170L171 150L173 149ZM14 149V148H13ZM33 149V148H32ZM109 149V148H108ZM122 149V148H121ZM160 149V148H159ZM165 149H163V150H165ZM9 150V149H8ZM30 150V149H29ZM29 150H27L26 148L25 149H20V148H18V150H16V153L14 152V157H12L11 159L10 158H8V160L5 162V161H0V162H5L4 164H1V165H3L4 166V168L3 169H1L0 168V178L2 179H4V177L6 178V177H10L11 179H12V177H18L19 175H21L23 172L21 171V169H22V167H23V159L25 160V157H24V155H25V153H26V151H29ZM50 150V149H49ZM98 150V149H97ZM102 150V149H101ZM100 150V151H101ZM120 150V149H119ZM134 150V149H133ZM147 150V149H146ZM167 150H168V148H167ZM174 150V149H173ZM10 151H12V150H10ZM67 151V150H66ZM99 151V152H100ZM105 151V150H104ZM103 151V152H104ZM129 151H131V149H129ZM135 151V150H134ZM133 151V152H134ZM136 151V152H137ZM162 151V150H161ZM181 151V150H180ZM92 152V151H91ZM95 151L93 150V153H94ZM170 152V151H169ZM172 152V151H171ZM7 153V152H6ZM50 153H52V152H50ZM57 152H55V154H56ZM106 153V152H105ZM117 153H119L118 151H117ZM138 153V152H137ZM137 153H136V159H138L139 157H138V155H137ZM157 153H159V152H157ZM13 154V153H12ZM27 154H28V152H27ZM53 154V153H52ZM100 154V153H99ZM101 154H102V152H101ZM114 154V153H113ZM116 154V153H115ZM132 154V153H131ZM175 154V153H174ZM58 155V154H57ZM72 155H73V153H72ZM90 155V154H89ZM88 155V158H91L90 156ZM97 155V154H96ZM118 155V154H117ZM121 155V154H120ZM140 155V156H141ZM157 155V154H156ZM5 155H3V157H4ZM21 156H22V158H21ZM46 156V155H45ZM55 156V158H56V155H54ZM92 156V155H91ZM93 156H95V155H93ZM92 156V157H93ZM126 156V155H125ZM142 156H144V155H142ZM155 156V155H154ZM157 156H159V154L157 155ZM156 156V157H157ZM8 157V156H7ZM10 157V156H9ZM87 157V156H86ZM105 157V156H104ZM109 157V156H108ZM114 157V156H113ZM5 158V157H4ZM3 158V159H4ZM71 158H73V157H71ZM75 158V157H74ZM86 159V160H88V162H89V160L90 159ZM100 158V157H99ZM111 158V157H110ZM127 159L129 158V155L126 157ZM155 158V157H154ZM160 158V157H159ZM168 158H169V156H168ZM2 159V160H3ZM45 159V164H44V166L40 169V170H38V171H35V174H36V172H37V174H36V176L37 177H49V171H51L50 169H49V167L51 166L50 164L52 163V162H56V160L54 159V157L53 156H51V154L50 155H48L46 158H44ZM43 159V160H44ZM76 159V158H75ZM125 159V158H124ZM62 160V159H61ZM85 160V161H86ZM95 160V159H94ZM126 160V159H125ZM156 159H154V161H155ZM171 160H172V157L169 159V160H163L162 162H161V164H159L160 166H161V168H160V170H159V174H160V177H159V181L158 182H156V184H155V182L153 183L152 181H150V178L152 177V175H151V177L149 178V175L147 176V177H142L141 175H140V178L142 177L143 179H139L138 178V176H135V178L133 179V181L134 180H136L137 178V180H140L139 182H137L138 184L136 185V183H133V182H131V179L128 181V179H126L127 181H128V183L127 182H125L126 183V185H128L129 184V186H126L125 188L126 189H124L123 191L124 192H130V194H127L128 195V197H127V195H126V197H124L123 198V200H126V203L125 204H122L121 202H120V200H118L119 198V196L121 195L122 196V194H121V190H120V188L122 187L121 185H119V184H115L114 183V185H111V188L109 187V189L108 190H106V192H104V193H102L101 194V196H100V193L102 192V190L100 191H98V192H100L99 193V196H98V198H97V196H96V198H90V196L89 197H85L86 199H85V201L84 202H81V201H76L75 199L77 198V200L79 199L77 196H76V198L74 199V193H71V192H67L68 191V185H67V188H66V186L64 187V189H66V191L65 190H61V192H62V195H64L62 198H64L63 200H66V201H63V204H64V202H68V201H70L71 203L72 202H77L78 204V206H79V208L77 207V208H74L75 210H73V212L72 213H74V215H75V217H76V215L77 214H81V213H89V215L93 212V210H95L94 211V214H96L95 212H97L98 214H96V215H99V217H100V213H102L101 215H104L103 214V212L105 211V209L107 210L108 208L111 210V209H114V210H112L113 211V213H114V211L116 212L117 211V213H115L116 214V216L119 214V213H121L122 211L121 210H123V214H124V211L125 210H127V209H129V210H131L132 208H134L131 212H133L132 214H135V215H137L136 213L137 212H139L138 213V216L137 217H139L140 215H141V224L142 223H144L145 221H147L149 218V221H147L148 223V225H150V226H148V228L150 229V231L149 232H153V234L151 235L152 237L151 238H153V241L151 240V246L149 245V247L148 248H146L147 246H145V248H146V251H145V253H144V251H143V253H144V255L146 254V257L148 258V261L146 260L147 258L145 257V256H143V257H145L144 259L147 261V262H153V264L154 263H158V262H163V264H165V263H173V264H186L185 262H187L186 261V259L184 258V260L185 261H183V262H181V260L179 261V260H177L178 258L179 259H182V257H184V255H185V253L188 251V249H186V247L187 246H190V245H187V244H191V243H193V244H197L198 246L199 245H201V244H203V246H204V248L205 247H208V246H210V245H212L211 243H213V245H215L214 243V241L216 240L215 238H216V235H215V237L213 236V235H211L210 234V236H213V238L214 239H212V237H211V239H209V237L208 236H206L205 234H209L210 233V231H209V233H207V232H205L204 233V237L205 238H208V239H205L204 240V237H202V235H201V233H200V230H201V226H200V221H199V219H198V221L197 222H199L198 224H197V222H196V220H197V218H196V220L193 218V220H192V218H189V216H187V215H185V213L184 212H182V211H184V209H179L178 210V208L177 207H175L174 208V205L172 206V203L170 204L169 202H168V200H166V196H167V194H168V192L166 193L165 191L167 190H163V189H165V187H164V184H162L163 183V180H162V176H163V173H164V171L167 169V167H169L168 165H170V162H171ZM133 161V160H132ZM137 161V160H136ZM60 162V161H59ZM69 162V161H68ZM87 162V161H86ZM88 162H87V164H88ZM91 162V161H90ZM121 162H123V161H120V163ZM156 162H158V160H156L155 161V164H156ZM85 163V162H84ZM98 163V162H97ZM129 163V162H128ZM138 163V162H137ZM149 163V162H148ZM152 163H153V161H152ZM56 164V163H55ZM82 164V163H81ZM99 164V163H98ZM115 164V163H114ZM130 164H131V162H130ZM154 164V163H153ZM1 165H0V167H1ZM25 165V164H24ZM50 165V166H49ZM66 165V164H65ZM123 165H124V162H123ZM132 165V164H131ZM130 165V166H131ZM150 165V167H152L151 166V163L149 164ZM149 165H148V167H149ZM2 166V167H3ZM87 166V165H86ZM96 166V165H95ZM119 166V165H118ZM126 166V165H125ZM146 166V165H145ZM155 166V165H154ZM20 167H21V169H20ZM63 167V166H62ZM101 167H102V169H104V164H102L101 163ZM149 167V168H150ZM24 168V167H23ZM37 168V167H36ZM86 168V167H85ZM127 168V167H126ZM72 169V168H71ZM106 169V168H105ZM118 169V168H117ZM130 169V168H129ZM145 169V168H144ZM142 170V172L144 171V172H146V169L145 170ZM1 170H2V172H1ZM24 170V169H23ZM60 170V169H59ZM111 170V169H110ZM148 170H150V169H148ZM148 170H147V172H148ZM152 170V169H151ZM21 171V172H20ZM55 171V170H54ZM114 171V170H113ZM120 171V170H119ZM126 171H128V170H126ZM134 171V170H133ZM140 171V170H139ZM153 171V170H152ZM63 172H65V170L63 171ZM69 172H70V170H69ZM73 172V171H72ZM103 172H104V170H103ZM117 172H118V170H117ZM123 172V171H122ZM130 172V171H129ZM138 172V171H137ZM21 173V174H20ZM119 173V172H118ZM133 173V172H132ZM140 172H138V174H139ZM70 174V173H69ZM120 174V173H119ZM122 174V173H121ZM137 174V175H138ZM149 174V173H148ZM158 174V175H159ZM71 175V174H70ZM80 175V174H79ZM116 175V174H115ZM125 175V174H124ZM136 175V174H135ZM144 175V174H143ZM145 175H147V173L145 174ZM32 176V175H31ZM87 176V175H86ZM120 176V175H119ZM118 176V177H119ZM130 176H131V174H130ZM20 177V176H19ZM53 177H55V175L53 176ZM81 177V176H80ZM84 178V177H83ZM120 178V177H119ZM118 178V179H119ZM9 180V183H11L10 181H12V180ZM37 179V178H36ZM35 179V180H36ZM48 179V178H47ZM114 179V178H113ZM115 180V179H114ZM117 180V179H116ZM116 180L115 181H113V182H116ZM120 180V179H119ZM152 180V179H151ZM7 181V180H6ZM5 181V182H6ZM32 181V180H31ZM34 181V180H33ZM59 181V180H58ZM156 181H157V179H156ZM0 182H3L2 180L0 181ZM68 182V181H67ZM108 182V181H107ZM14 183V182H13ZM12 183V184H13ZM34 183V182H33ZM64 183V182H63ZM71 183V182H70ZM110 183H111V181H110ZM110 183H108V184H110ZM132 183V184H131ZM3 184V183H2ZM6 184V183H5ZM18 184V183H17ZM65 184V183H64ZM68 184V183H67ZM112 184V183H111ZM134 184L136 185V186H134ZM72 185V184H71ZM77 185V184H76ZM3 186V185H2ZM21 186V185H20ZM58 186V185H57ZM121 186V187H120ZM162 186L164 187V188H162ZM166 186V185H165ZM75 187V186H74ZM94 187V186H93ZM124 187V186H123ZM167 187V186H166ZM33 188V187H32ZM79 188V187H78ZM87 188V187H86ZM106 188V187H105ZM105 188H104V190H105ZM39 189H40V187H39ZM58 189V188H57ZM60 189H62V188H60ZM59 189V190H60ZM71 190H72V188H70ZM85 189V188H84ZM122 189V188H121ZM14 190H15V188H14ZM19 190V189H18ZM44 190V189H43ZM70 190V191H71ZM74 190V189H73ZM73 190H72V192H73ZM86 190V189H85ZM91 190V189H90ZM92 190H93V188H92ZM96 190V189H95ZM126 190V191H125ZM137 190V191H136ZM170 190V189H169ZM17 190H15V192H16ZM77 191V190H76ZM87 191V190H86ZM86 191H83V192H86ZM94 191V190H93ZM132 191H134V193H132ZM12 192H13V190H12ZM32 192H34V191H32ZM43 191H39V192H36L35 191V193H34V195L33 196H36V195H41V194H43L42 193ZM48 191H46V193H47ZM79 192V191H78ZM92 192V191H91ZM124 192H122V193H124ZM137 192V193H136ZM157 192H160V195L158 196V195H156V197H155V195L154 194H157ZM171 192V191H170ZM169 192V193H170ZM5 193V192H4ZM45 193V192H44ZM132 193V194H131ZM136 193V195H138V196H136L135 197V194ZM16 194V193H15ZM30 194V193H29ZM73 194V195H72ZM75 194H77L76 192H75ZM86 194V193H85ZM89 194V193H88ZM5 195V194H4ZM84 195V194H83ZM82 195V196H83ZM97 195H98V193H97ZM130 195V196H129ZM154 195V196H153ZM176 195V194H175ZM174 195V193H173V196H175ZM16 196V198L18 199V197H17V195H15ZM15 196L13 195V197L15 198ZM19 196V195H18ZM48 196H49V194H48ZM52 196V195H51ZM81 196V195H80ZM87 196V195H86ZM92 196H94V195H92ZM158 196V197H157ZM7 197V196H6ZM13 197H12V199H13ZM176 197V196H175ZM33 198H35V197H33ZM52 198V197H51ZM84 198V197H83ZM127 198V199H126ZM178 198V199H177ZM80 199H82V197H80ZM97 199V200H96ZM1 200V199H0ZM10 200H11V197H10ZM9 200V203L10 202H12V201H10ZM22 200H24V199H22ZM30 200V199H29ZM55 200H56V198H55ZM54 199H52V201H55ZM122 199H121V201H123ZM175 200L176 201H180L181 203H184V205H185V203H187L186 202V200H185V198L183 197H176L175 198ZM17 201V200H16ZM59 201V200H58ZM62 201H59V202H57V205H56V202H55V205H56V207L55 206H52L51 208H52V211L50 212V214H49V220H52V218H53V216H55L56 215V213H58L57 212V208H59V205L60 204H62ZM3 202H5V201H3ZM18 202V201H17ZM16 202V206H17V203ZM117 202H120V204H118ZM15 203V202H14ZM53 203L54 202H52L51 204L53 205ZM60 203V204H59ZM102 203H104V204H102ZM116 203H117V205H116ZM11 204V203H10ZM13 204V203H12ZM42 204V203H41ZM66 204H68V203H66ZM69 205H71L72 206V204H70L69 203ZM76 205V204H75ZM76 205V206H77ZM5 206V205H4ZM3 206V207H4ZM13 206V205H12ZM16 206H13V207H16ZM63 206V205H62ZM108 206V207H107ZM186 206V205H185ZM53 207H55V208H53ZM137 207H140V208H138L137 209ZM21 208V207H20ZM60 208H61V206H60ZM72 208V207H71ZM126 208V209H125ZM135 208H136V211H135ZM14 209V208H13ZM62 209V208H61ZM141 209V210H140ZM15 210V209H14ZM59 210V209H58ZM70 211V210H69ZM72 211V210H71ZM92 211V212H91ZM121 211V212H120ZM134 211H135V213H134ZM12 212V211H11ZM46 212V211H45ZM130 212V211H129ZM60 213V212H59ZM106 214H107V212H105ZM112 212H111V214H113ZM142 213V214H141ZM187 213V212H186ZM10 214V213H9ZM14 214V213H13ZM48 214V213H47ZM105 214V215H106ZM128 214H130V213H128ZM140 214V215H139ZM34 215V214H33ZM58 215V214H57ZM70 215H71V212H70ZM69 215V216H70ZM73 215V214H72ZM93 215V214H92ZM109 215H110V212L108 213V218H109ZM125 215V214H124ZM127 215V214H126ZM131 215V214H130ZM135 215H131L130 217L133 219V218H136V219H138ZM142 215H144V216H146V217H144V216H142ZM59 216V215H58ZM85 216V215H84ZM88 216V215H87ZM95 216V215H94ZM113 216H114V214H113ZM39 217V216H38ZM72 217H74V216H72ZM75 217H74V219H75ZM97 219H95V220H98V217L97 216H95ZM102 217V216H101ZM125 217V216H124ZM196 217H197V215H196ZM13 218V217H12ZM33 218V217H32ZM58 218V217H57ZM80 218V217H79ZM92 218V217H91ZM90 218V219H91ZM143 218H145V219H143ZM47 219V218H46ZM54 219V218H53ZM127 219V218H126ZM128 219H130L129 217H128ZM147 219V220H146ZM45 220V219H44ZM58 220V219H57ZM76 220V219H75ZM131 220V219H130ZM140 220V219H139ZM138 220V221H139ZM144 222H143V221ZM195 220V221H194ZM72 221V220H71ZM133 221H135V220H133ZM138 221H137V225H138ZM50 222V221H49ZM69 222V221H68ZM129 222V220L127 221V223ZM136 222V221H135ZM135 222H133V224H135ZM140 222V221H139ZM36 223V222H35ZM201 223H204V224H206L207 222H201ZM15 224V223H14ZM14 224H13V226H14ZM131 224V223H130ZM145 224H146V222H145ZM204 224H202V226L204 225ZM144 225V224H143ZM142 225V226H143ZM13 226L11 227V228H13ZM204 226H206V225H204ZM17 227V226H16ZM147 228V229H148ZM133 229L135 230L136 228H134L133 227ZM205 229V228H204ZM8 231V230H7ZM148 231V230H147ZM202 231H203V228H202ZM204 231H206V229L204 230ZM10 232V231H9ZM16 233V232H15ZM150 235V234H149ZM148 235V236H149ZM8 237V236H7ZM146 237H147V235H146ZM218 237H219V239H220V236L218 235L217 236V240L218 241H221V243H222V240H219L218 239ZM5 239H6V236L4 237ZM20 238V237H19ZM149 238V237H148ZM13 239V238H12ZM222 239V238H221ZM147 240H149V239H147ZM212 241V240H214L213 242H208V241ZM204 241H206V242H204ZM217 241V242H218ZM144 242H146V240L144 241ZM216 242V243H217ZM147 243H149V241L147 242ZM210 243V244H209ZM220 243V242H219ZM221 243L220 244H216V246H214L213 247V245L211 246V247H208L207 249H209V248H213V249H215V253H213V254H211V256L210 255H208V256H210L208 259H211L212 260V262L214 263H216V264H263V262H264V256H259V257H256V259H254V260H252V259H250V260H246L245 258H242V257H238V255H234L233 254V252H231L229 249L227 250V248L225 249L224 247V245H221ZM15 244V243H14ZM140 245V244H139ZM148 245V244H147ZM192 245V244H191ZM194 245V246H195ZM202 246V245H201ZM139 247V246H138ZM197 247V246H196ZM137 248V247H136ZM142 248V247H141ZM189 248V247H188ZM199 247H197V250L196 251H198L199 249H198ZM201 248V247H200ZM144 249V248H143ZM13 250V249H12ZM140 250V249H139ZM145 250V249H144ZM194 250V249H193ZM201 250H203V249H201ZM200 250V251H201ZM138 251V250H137ZM142 251V250H141ZM191 251V250H190ZM209 251V250H208ZM212 251V250H211ZM134 252V251H133ZM136 252V251H135ZM203 252H205V251H203ZM187 253H189V252H187ZM130 254V253H129ZM182 254H184L183 256H182ZM207 254H210V253H207ZM207 254H206V258L208 257L207 256ZM140 255V254H139ZM199 255V254H198ZM205 255V254H204ZM232 256V259H235L236 258V261L234 260V262L232 263V261L231 262H229L228 261V257H230V256ZM138 256V255H137ZM180 256H181V258H180ZM119 257V256H118ZM140 257H142V255L141 256H139V258ZM198 257V256H197ZM244 257V256H243ZM202 258V257H201ZM112 259V258H111ZM114 259V258H113ZM121 259V258H120ZM141 260V259H140ZM143 260V259H142ZM120 261V260H119ZM155 261H158V262H155ZM210 261V260H209ZM121 262V261H120ZM136 262V261H135ZM178 262V263H177ZM191 262V261H190ZM193 262V261H192ZM208 262V261H207ZM130 263V262H129ZM189 263V262H188ZM187 263V264H188ZM112 264H114V263H112ZM126 264V263H125ZM158 264H160V263H158ZM162 264V263H161ZM191 264V263H190ZM193 264V263H192Z\"/></svg>","mask_w":264,"mask_h":264}]
</instances>
